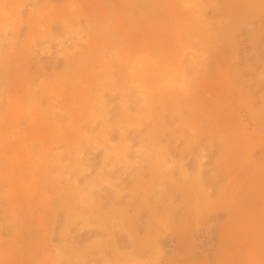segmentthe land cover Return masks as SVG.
Here are the masks:
<instances>
[{"label":"rangeland","instance_id":"374dc122","mask_svg":"<svg viewBox=\"0 0 264 264\" xmlns=\"http://www.w3.org/2000/svg\"><path fill=\"white\" fill-rule=\"evenodd\" d=\"M0 264H264V0H0Z\"/></svg>","mask_w":264,"mask_h":264},{"label":"bare ground","instance_id":"6f19581e","mask_svg":"<svg viewBox=\"0 0 264 264\" xmlns=\"http://www.w3.org/2000/svg\"><path fill=\"white\" fill-rule=\"evenodd\" d=\"M81 166H84L83 164Z\"/></svg>","mask_w":264,"mask_h":264}]
</instances>
